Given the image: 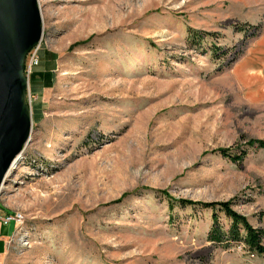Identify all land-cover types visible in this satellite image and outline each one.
I'll return each mask as SVG.
<instances>
[{
	"label": "rangeland",
	"instance_id": "1",
	"mask_svg": "<svg viewBox=\"0 0 264 264\" xmlns=\"http://www.w3.org/2000/svg\"><path fill=\"white\" fill-rule=\"evenodd\" d=\"M37 1L38 118L1 186L13 219L0 221V264L264 261L210 242L211 210L180 203L231 200L264 228V148L247 146L264 140V83L246 74L264 0Z\"/></svg>",
	"mask_w": 264,
	"mask_h": 264
},
{
	"label": "water",
	"instance_id": "2",
	"mask_svg": "<svg viewBox=\"0 0 264 264\" xmlns=\"http://www.w3.org/2000/svg\"><path fill=\"white\" fill-rule=\"evenodd\" d=\"M42 37L37 0H0V191L14 160L29 141L26 56Z\"/></svg>",
	"mask_w": 264,
	"mask_h": 264
},
{
	"label": "trees",
	"instance_id": "3",
	"mask_svg": "<svg viewBox=\"0 0 264 264\" xmlns=\"http://www.w3.org/2000/svg\"><path fill=\"white\" fill-rule=\"evenodd\" d=\"M191 37L195 42L201 40L197 32H192ZM213 53H216V49L213 50ZM32 118L34 120L38 117L37 115L34 117L33 114ZM247 146L249 148H264V140H251ZM219 152L232 162L240 161L246 154V151L231 153L230 149H220ZM180 203L183 206H199L201 210H211L212 223L207 236L210 242L218 245H227L232 242L242 243L251 254L264 256V228L252 226L246 216L234 211L232 209L233 201L197 203L182 200ZM219 214H222L223 219L228 221L227 228L222 225Z\"/></svg>",
	"mask_w": 264,
	"mask_h": 264
},
{
	"label": "crops",
	"instance_id": "4",
	"mask_svg": "<svg viewBox=\"0 0 264 264\" xmlns=\"http://www.w3.org/2000/svg\"><path fill=\"white\" fill-rule=\"evenodd\" d=\"M260 46L257 49L255 55L250 54V56L247 58L250 61H255L256 68L252 67L248 69L247 75H250L252 73H255L264 83V34L262 38L259 40ZM257 58V60H255ZM262 94V103L264 104V86L261 89ZM257 264H264V261H258Z\"/></svg>",
	"mask_w": 264,
	"mask_h": 264
},
{
	"label": "built area",
	"instance_id": "5",
	"mask_svg": "<svg viewBox=\"0 0 264 264\" xmlns=\"http://www.w3.org/2000/svg\"><path fill=\"white\" fill-rule=\"evenodd\" d=\"M36 51H37V47H35L34 49H31L26 56L24 74L27 76V78H29L32 72V69L38 64V57H37ZM12 219L13 217H7L4 219L0 218V221H3L4 223H6ZM15 219H17L18 221H21L22 220L21 215L17 214Z\"/></svg>",
	"mask_w": 264,
	"mask_h": 264
},
{
	"label": "bare ground",
	"instance_id": "6",
	"mask_svg": "<svg viewBox=\"0 0 264 264\" xmlns=\"http://www.w3.org/2000/svg\"><path fill=\"white\" fill-rule=\"evenodd\" d=\"M21 156H22V152H21V154H20V155L14 160V162H13L11 168L9 169V171L7 172L5 178H7V177L9 176V173H11V171L15 168V166L17 165L18 161L20 160ZM2 188H3V186H2Z\"/></svg>",
	"mask_w": 264,
	"mask_h": 264
}]
</instances>
